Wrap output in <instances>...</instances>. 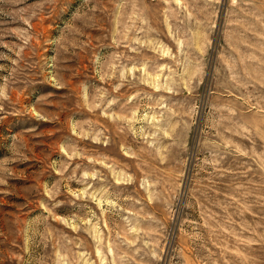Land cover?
<instances>
[{
  "label": "rangeland",
  "instance_id": "1",
  "mask_svg": "<svg viewBox=\"0 0 264 264\" xmlns=\"http://www.w3.org/2000/svg\"><path fill=\"white\" fill-rule=\"evenodd\" d=\"M0 264H264V0H0Z\"/></svg>",
  "mask_w": 264,
  "mask_h": 264
}]
</instances>
